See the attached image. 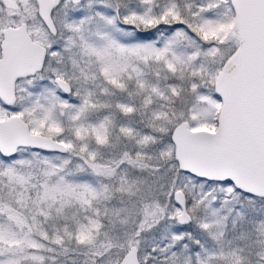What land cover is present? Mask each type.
<instances>
[{
  "label": "snow or ice",
  "instance_id": "snow-or-ice-1",
  "mask_svg": "<svg viewBox=\"0 0 264 264\" xmlns=\"http://www.w3.org/2000/svg\"><path fill=\"white\" fill-rule=\"evenodd\" d=\"M0 264H264V0H0Z\"/></svg>",
  "mask_w": 264,
  "mask_h": 264
}]
</instances>
